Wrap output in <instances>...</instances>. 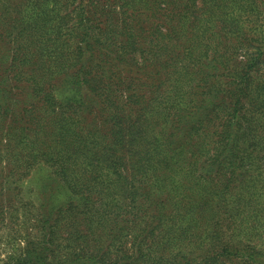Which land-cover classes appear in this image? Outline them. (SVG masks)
I'll return each mask as SVG.
<instances>
[{
    "label": "trees",
    "instance_id": "obj_1",
    "mask_svg": "<svg viewBox=\"0 0 264 264\" xmlns=\"http://www.w3.org/2000/svg\"><path fill=\"white\" fill-rule=\"evenodd\" d=\"M88 2L102 21L72 9L78 67L62 76L45 0H0V143L14 161L0 229L25 230L6 264H51L62 233L56 264H264L248 238L264 210V72L234 58L255 28L212 0ZM228 62L241 72L221 80ZM37 164L62 203L46 182L36 203L14 193Z\"/></svg>",
    "mask_w": 264,
    "mask_h": 264
},
{
    "label": "rangeland",
    "instance_id": "obj_2",
    "mask_svg": "<svg viewBox=\"0 0 264 264\" xmlns=\"http://www.w3.org/2000/svg\"><path fill=\"white\" fill-rule=\"evenodd\" d=\"M23 1V0H21ZM215 1L213 3V8H219L222 7L223 5H226L224 8L227 11V15H229L228 18H233V17H239V14L241 12V16L239 19V24L245 29L246 27L248 28H255L254 29V38L253 41L250 43L253 44L256 48L252 47H241L236 53H234V58H237V61L244 60L245 53L247 55L252 54L254 58L256 59V63L254 66V69L257 72H264V0H256V2H260L261 4L259 5L257 3V9H251L247 10L244 9V4H247L248 0H239V8L238 9H233L235 8V5L232 6V3L230 0H212ZM255 2V0H252ZM45 5H46V10L48 9V15H52V19L50 23H47L45 25V28L48 29L49 34L44 35L45 40H51L52 42L54 39H57L59 42L56 44H59V50L57 53L59 54V57L61 58V64H64L65 68L63 71H58L55 72L57 74H60L63 76L62 72H74L78 66L73 65L75 60H77V55L76 53V47L79 46L80 44L77 42L76 31H72L74 26L77 25L78 20L75 19L76 14L72 13V9L79 7L77 11L81 8L83 11V7L87 9L94 14L93 20L91 21L92 25L95 26V23L97 22L100 24L102 21V17L100 15H95L96 11L93 9V6L89 5L88 0H45ZM118 8H116V12H118ZM233 10V14H230L231 11ZM243 11H250L254 12L253 14H249L246 12L244 13ZM27 10L24 12L26 13ZM227 17V16H226ZM43 18L40 20V23L42 22ZM228 21V20H227ZM55 30V31H54ZM55 32V35L52 32ZM73 32V33H71ZM243 32H246V30H243ZM72 34V35H70ZM56 36H58L56 38ZM249 36H252L249 34ZM245 42V41H244ZM205 46L209 47V53L213 54L215 53V50H219L218 55L222 53V50L220 48H215V45L213 42H208L205 41L204 43ZM115 45H111L112 48H114ZM57 53H52L53 56ZM57 54V55H58ZM106 61V60H105ZM109 65H112V63H109ZM105 66V64H103ZM108 66V65H106ZM242 64H239V67L241 68ZM219 67L217 66V69ZM226 70H220L217 72H222V77H220L221 80H225L227 75L230 77L233 70L238 71L239 68L236 66L232 65V62H228L226 66ZM23 72H26V69H21ZM117 72H120L118 69L116 70ZM238 72H241L240 70ZM15 94L18 92L17 90L13 91ZM12 116L9 115V117L6 118L4 127L3 129H0V133L3 131H11L8 130L10 129V122H11ZM3 134V133H2ZM0 142H4L3 137L0 135ZM6 150L5 148H1V143H0V154L3 155V157L0 159V170L6 175L8 174V171L13 169V157L11 159H8V157L5 155ZM53 169L48 167L47 165H43V167H40V164H37L33 166L32 168L28 169L25 171L24 177L20 178L18 171H16L15 175L17 177V185L15 187L14 193H17V190L20 189L22 193V197L20 199L23 202H30V203H36L38 201V191L37 187H39L42 183H50L51 188H53L54 192L57 194L58 192V186H62L58 179L55 177V174L53 173ZM5 176H1V181L5 180ZM20 181V182H18ZM8 182L10 183V180L8 179ZM3 183V182H2ZM9 183H6L8 185ZM61 190V188H60ZM24 191V193H23ZM57 201L62 203L64 200V196L61 195V192L57 194ZM255 201L258 200V197L256 196L254 198ZM59 203V204H60ZM260 204L263 205L264 207V200H260ZM262 207L259 208V211H261ZM260 214L262 215V218L259 222L257 223H252L254 226V234H250L248 238L258 249L264 251V210L262 213H259V218ZM8 228H3L0 229V264H6L9 262V258L15 256V254H18L19 250V243H18V238H21V236L24 235L25 230L23 228L19 229L21 234H15L14 231L18 230V227L12 230L13 227V222L11 220H8ZM66 228V226L64 225ZM64 233H62L57 239L59 242H61L60 246L56 248V251L53 255L54 261L51 264H56L57 263V258L61 257L65 250V241H64ZM62 240V241H61ZM59 245V244H58ZM55 250V249H54ZM60 255V256H59Z\"/></svg>",
    "mask_w": 264,
    "mask_h": 264
}]
</instances>
